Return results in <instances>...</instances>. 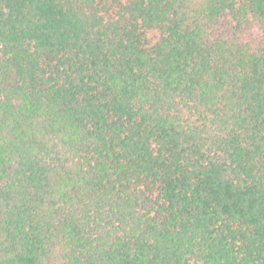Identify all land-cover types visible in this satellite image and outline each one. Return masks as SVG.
I'll return each instance as SVG.
<instances>
[{"label": "trees", "instance_id": "1", "mask_svg": "<svg viewBox=\"0 0 264 264\" xmlns=\"http://www.w3.org/2000/svg\"><path fill=\"white\" fill-rule=\"evenodd\" d=\"M0 264H264V0H0Z\"/></svg>", "mask_w": 264, "mask_h": 264}, {"label": "rangeland", "instance_id": "2", "mask_svg": "<svg viewBox=\"0 0 264 264\" xmlns=\"http://www.w3.org/2000/svg\"><path fill=\"white\" fill-rule=\"evenodd\" d=\"M158 30L153 29V30H149V32L147 33V38L150 42H154L156 40V38L158 37Z\"/></svg>", "mask_w": 264, "mask_h": 264}]
</instances>
